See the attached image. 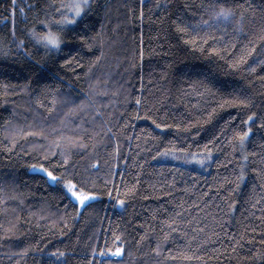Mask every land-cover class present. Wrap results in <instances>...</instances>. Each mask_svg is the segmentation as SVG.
I'll return each mask as SVG.
<instances>
[{
  "label": "trees",
  "instance_id": "trees-1",
  "mask_svg": "<svg viewBox=\"0 0 264 264\" xmlns=\"http://www.w3.org/2000/svg\"><path fill=\"white\" fill-rule=\"evenodd\" d=\"M62 3L0 0V264H264V0H90L92 48L47 52ZM61 152L84 208L32 168Z\"/></svg>",
  "mask_w": 264,
  "mask_h": 264
},
{
  "label": "snow or ice",
  "instance_id": "snow-or-ice-1",
  "mask_svg": "<svg viewBox=\"0 0 264 264\" xmlns=\"http://www.w3.org/2000/svg\"><path fill=\"white\" fill-rule=\"evenodd\" d=\"M15 3V0H13ZM90 7V0H72L69 4H61L56 8V13L59 16V19L55 17L52 18L51 21H42L41 25L44 27L45 31L38 32L36 28H31L29 30V36L32 41L38 45L42 46L47 52L61 53L65 48H68L70 45H79L80 50L84 48L91 49L94 41V37H90L88 35L90 31V22L88 18V9ZM216 19H223L225 21H230L233 18V12L231 8H225L224 6H220L219 10L215 12ZM203 24H208V21H202ZM198 27V26H197ZM55 29V30H54ZM180 31L184 32L188 29L180 28ZM195 30V27L193 28ZM20 47H24V42H20ZM30 55V54H28ZM79 57V51L69 52V59L65 60V64H68L71 59H77ZM37 71L43 73L45 71L44 68H37ZM43 78V77H41ZM224 87H228L224 85ZM237 91H240L237 89ZM240 96L243 99H239V103L243 105H249L251 100L246 95L244 91H240ZM141 103L140 99L136 100V104L139 105ZM256 113H253L248 117V122H253V117ZM151 119V117H148ZM155 124L156 121L153 120ZM158 128H167L169 125L167 124H157ZM179 127V125H177ZM261 127L264 128V123H261ZM55 132V129H53ZM252 132V128L249 127L247 131H244L239 134L240 143L243 145L245 138L249 136ZM27 135H40L43 136L44 132L41 130L38 133L30 132ZM171 143V142H170ZM211 143V141H209ZM59 147V145H56ZM191 147V145H189ZM179 151H184L183 147L178 149ZM204 150L208 153V155L204 158H200L196 155H193L192 159L195 162L204 165L206 160H211V149L204 146ZM161 155H174L175 148L173 152H169L165 150ZM54 156L55 153L53 152ZM62 163L59 166H55L54 169L46 167L45 165L49 163V157L47 155H42L40 157L41 162L39 164L32 165V168L37 170L40 174H42L48 181L53 182L54 185H59V190L63 193V199H67L69 203L78 204L80 208H84L88 202L95 201L99 198L100 193L95 190V186L90 184L88 181L78 177L76 174L69 171L70 161L68 157L61 152ZM247 159V157H245ZM63 167V174L56 175V172L60 171V168ZM243 178V172L241 173V179ZM111 196V192L108 193ZM118 203L122 206L124 204L123 200H118ZM117 240L120 237H116ZM124 249L122 247H117L113 251L111 248L107 250V252L101 250V256H110V257H121L123 255ZM56 255V253H53ZM60 256H63L64 253H59ZM264 259V257H261ZM186 259H197V257H186Z\"/></svg>",
  "mask_w": 264,
  "mask_h": 264
},
{
  "label": "rangeland",
  "instance_id": "rangeland-1",
  "mask_svg": "<svg viewBox=\"0 0 264 264\" xmlns=\"http://www.w3.org/2000/svg\"><path fill=\"white\" fill-rule=\"evenodd\" d=\"M72 2V0H70V3ZM78 205V204H77ZM79 206V205H78ZM80 208V206H79ZM104 256H101V258H103ZM111 258H118V257H111Z\"/></svg>",
  "mask_w": 264,
  "mask_h": 264
}]
</instances>
